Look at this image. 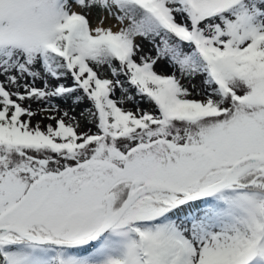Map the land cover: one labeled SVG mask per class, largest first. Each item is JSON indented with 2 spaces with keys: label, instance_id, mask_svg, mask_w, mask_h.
Returning <instances> with one entry per match:
<instances>
[{
  "label": "snow or ice",
  "instance_id": "obj_1",
  "mask_svg": "<svg viewBox=\"0 0 264 264\" xmlns=\"http://www.w3.org/2000/svg\"><path fill=\"white\" fill-rule=\"evenodd\" d=\"M0 264H264V0H0Z\"/></svg>",
  "mask_w": 264,
  "mask_h": 264
},
{
  "label": "rangeland",
  "instance_id": "obj_2",
  "mask_svg": "<svg viewBox=\"0 0 264 264\" xmlns=\"http://www.w3.org/2000/svg\"><path fill=\"white\" fill-rule=\"evenodd\" d=\"M144 51L145 53L151 51V54L154 56L155 52L154 50L151 49V45H148L147 43H144ZM155 70L157 71L158 74H162V75H169L171 74V69L167 68L163 62H160L156 65ZM143 107H148L147 105H142ZM128 107H132L131 105H128ZM39 117H35L33 120V123H35L36 120H39ZM45 123H47L45 121Z\"/></svg>",
  "mask_w": 264,
  "mask_h": 264
}]
</instances>
